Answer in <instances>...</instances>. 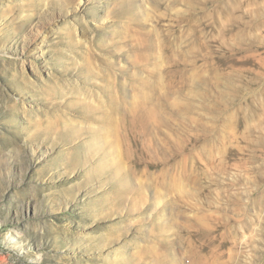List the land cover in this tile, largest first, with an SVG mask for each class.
I'll use <instances>...</instances> for the list:
<instances>
[{
	"label": "rangeland",
	"instance_id": "obj_1",
	"mask_svg": "<svg viewBox=\"0 0 264 264\" xmlns=\"http://www.w3.org/2000/svg\"><path fill=\"white\" fill-rule=\"evenodd\" d=\"M0 264H264V0H0Z\"/></svg>",
	"mask_w": 264,
	"mask_h": 264
}]
</instances>
